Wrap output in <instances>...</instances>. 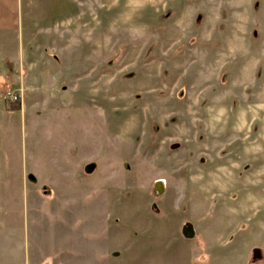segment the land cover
<instances>
[{
    "label": "rangeland",
    "instance_id": "rangeland-1",
    "mask_svg": "<svg viewBox=\"0 0 264 264\" xmlns=\"http://www.w3.org/2000/svg\"><path fill=\"white\" fill-rule=\"evenodd\" d=\"M16 1L0 264H264V0Z\"/></svg>",
    "mask_w": 264,
    "mask_h": 264
},
{
    "label": "crops",
    "instance_id": "crops-1",
    "mask_svg": "<svg viewBox=\"0 0 264 264\" xmlns=\"http://www.w3.org/2000/svg\"><path fill=\"white\" fill-rule=\"evenodd\" d=\"M19 27V5L16 0H0V33Z\"/></svg>",
    "mask_w": 264,
    "mask_h": 264
},
{
    "label": "built area",
    "instance_id": "built-area-1",
    "mask_svg": "<svg viewBox=\"0 0 264 264\" xmlns=\"http://www.w3.org/2000/svg\"><path fill=\"white\" fill-rule=\"evenodd\" d=\"M5 98L11 102H16L21 100L22 94L20 91L8 90L5 93Z\"/></svg>",
    "mask_w": 264,
    "mask_h": 264
}]
</instances>
